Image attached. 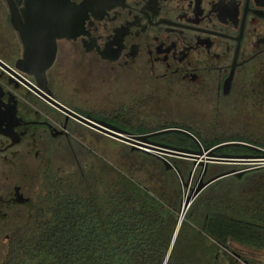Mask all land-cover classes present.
Here are the masks:
<instances>
[{
    "label": "flooded vegetation",
    "instance_id": "1",
    "mask_svg": "<svg viewBox=\"0 0 264 264\" xmlns=\"http://www.w3.org/2000/svg\"><path fill=\"white\" fill-rule=\"evenodd\" d=\"M75 6L85 13L82 34L58 40L56 61L47 72L49 89L58 102L51 73L58 59L77 47L99 61L136 64L146 77L173 80L174 86L180 84L177 92L198 98L214 94L212 122L221 121L220 110L230 109L229 103L243 104L245 120L260 106L261 97L255 94L264 82V0H0V222L10 221L22 208L27 210L28 224L38 210V182L26 183L20 147L28 145L37 157L39 138L69 139V123L76 121L12 73L37 85L34 76L18 69L26 45L16 27H52L60 7L69 12ZM65 18L68 25L74 23L73 14ZM187 73L189 83L182 79ZM48 110L64 116L59 127ZM81 115L110 123L104 115ZM22 228L3 240L5 254L12 236Z\"/></svg>",
    "mask_w": 264,
    "mask_h": 264
},
{
    "label": "trees",
    "instance_id": "2",
    "mask_svg": "<svg viewBox=\"0 0 264 264\" xmlns=\"http://www.w3.org/2000/svg\"><path fill=\"white\" fill-rule=\"evenodd\" d=\"M261 85L255 94L261 97L256 109L264 118V82ZM133 116L130 109H116L102 118L136 134L151 132L143 126L135 127ZM205 125V129H199L194 125L162 124L152 130L186 129L205 148L244 142L261 149L231 145L216 150L219 155H264V139L243 140L221 133L219 120L210 119ZM152 141L199 149L192 138L179 132L157 135ZM129 148L141 162L123 169L102 160L103 172L112 174L106 186L82 174L84 190H52L38 205L32 221L12 236L2 264H238L237 258L246 264H262L231 245L264 251V188L250 191L244 182L247 174H253L256 184L264 183V167L242 177H226L205 189L190 205L177 233L183 184L198 167L195 169L191 160L168 157L177 168L169 171L160 158ZM231 166L236 165L210 164L204 181L234 171ZM250 192L254 194L249 196Z\"/></svg>",
    "mask_w": 264,
    "mask_h": 264
},
{
    "label": "rangeland",
    "instance_id": "3",
    "mask_svg": "<svg viewBox=\"0 0 264 264\" xmlns=\"http://www.w3.org/2000/svg\"><path fill=\"white\" fill-rule=\"evenodd\" d=\"M140 69L141 67L136 64L123 66L99 61L93 56L81 54L76 47L68 55L58 59L51 79L59 101L81 114L97 117L110 114L116 109H130L134 115L132 124L135 127L149 128L151 132L152 128L162 124L206 128L205 124L215 111L212 107L214 94H201V98H198L195 95L177 92L176 87L180 84L174 86L173 80L167 83L165 79L146 77L139 71ZM189 76V73L184 74L182 79L189 83L191 81ZM235 104L229 103L230 109L220 110L223 114L220 119V132L237 139L260 142L264 139V118L257 109H253L251 113L259 115V118L252 115L250 119L245 120L243 104L238 103L234 106ZM48 111L52 123L59 127L64 122V116L52 110ZM69 134V139L54 140L46 135L39 138L37 157L30 152L31 148L28 145L20 147L21 157L24 156L22 160L26 183L33 186L38 182V205L47 200L48 194L58 187L84 190L82 174L89 177L91 182H102L103 186H106L112 174L103 172L102 160L123 169L130 163L141 162L131 155L129 148L131 146L76 121L72 120L69 123ZM231 167V170H243L252 166ZM201 173L202 167L199 166L192 178L190 177L191 180L189 179L190 187L186 190L183 187L182 211L185 204L193 202V190L199 183ZM256 181L257 177L247 174L244 180L245 187L250 191L260 186L264 188V183L256 184ZM254 192H250L249 196ZM260 194L263 195V190ZM182 211L180 219L184 220L188 210H185V213ZM26 212V209L20 208L14 212L15 215L10 221L0 222V262L6 257L3 240L27 224ZM231 247L245 256L257 258L264 264V251L253 252L238 244H232ZM237 263L246 264L240 260Z\"/></svg>",
    "mask_w": 264,
    "mask_h": 264
},
{
    "label": "water",
    "instance_id": "4",
    "mask_svg": "<svg viewBox=\"0 0 264 264\" xmlns=\"http://www.w3.org/2000/svg\"><path fill=\"white\" fill-rule=\"evenodd\" d=\"M59 8L58 19L52 23V27H27L17 26L16 29L21 33L24 43L26 45L25 60L18 63V69L24 73L32 75L37 81V85H32L21 78L17 73L12 72L16 77L21 79L30 89L38 95L44 97L56 109L64 113L67 117L72 118L84 125L95 129L108 137L117 141L123 142L132 147L133 150L146 152L160 158L166 165L169 171H177V168L169 161L168 157H175L180 159L191 160L195 163V169L199 166L203 168L200 180L196 188L193 190V201L209 186L215 182L232 175L242 177L245 173L253 171L264 166V155H219L216 150L226 146H245L255 151H260L258 146L244 143V142H227L217 145L212 148H205L199 139L190 131L177 127H169L158 131L149 132L146 134H133L116 127L108 122L98 120L91 116H82L76 111L64 106L52 97L51 91L48 86V70L54 65L57 58L58 40L64 38L75 39L82 34L84 27V11L82 8L69 7V12ZM74 15V23L68 25L65 18L66 14ZM233 74L230 76L226 83V94H228L229 87L231 86ZM172 132H179L192 138L199 149L196 151L174 147L166 144H161L152 141V138ZM210 164H228V165H244L252 166L248 169L234 170L220 174L208 181H204L208 167ZM193 176V175H192ZM191 176V178H192ZM191 180V179H190ZM190 180L183 184L184 190L190 187ZM192 202L184 205L183 210H188ZM185 213V211H183ZM183 219H180L178 230L181 226ZM177 233L175 237L177 236Z\"/></svg>",
    "mask_w": 264,
    "mask_h": 264
},
{
    "label": "built area",
    "instance_id": "5",
    "mask_svg": "<svg viewBox=\"0 0 264 264\" xmlns=\"http://www.w3.org/2000/svg\"><path fill=\"white\" fill-rule=\"evenodd\" d=\"M183 211H185V210H183ZM183 211H182V212H183ZM183 213H184V212H183ZM235 257H236V256H235ZM236 258H237V257H236ZM237 259L240 260L239 258H237ZM240 261H242V260H240Z\"/></svg>",
    "mask_w": 264,
    "mask_h": 264
}]
</instances>
